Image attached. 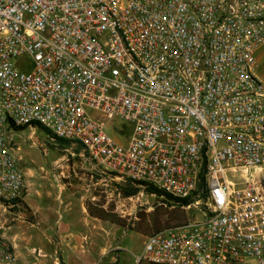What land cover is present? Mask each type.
I'll use <instances>...</instances> for the list:
<instances>
[{"label":"built area","instance_id":"built-area-1","mask_svg":"<svg viewBox=\"0 0 264 264\" xmlns=\"http://www.w3.org/2000/svg\"><path fill=\"white\" fill-rule=\"evenodd\" d=\"M263 44L264 0H0V213L25 187L14 127L37 125L96 171L203 201L135 264H264Z\"/></svg>","mask_w":264,"mask_h":264},{"label":"rangeland","instance_id":"rangeland-1","mask_svg":"<svg viewBox=\"0 0 264 264\" xmlns=\"http://www.w3.org/2000/svg\"><path fill=\"white\" fill-rule=\"evenodd\" d=\"M15 130L13 141L25 178L20 207H53L56 203L61 211L77 215L84 206V264H109L112 257L120 264H135L146 236L201 216L203 201L195 203L199 197L190 207L167 203L144 187L135 196L122 197L118 186L125 179L96 171L95 163L77 149L80 146L62 148L34 127ZM105 132L113 138L123 135L114 123ZM92 203L114 221L91 217L86 206Z\"/></svg>","mask_w":264,"mask_h":264},{"label":"crops","instance_id":"crops-1","mask_svg":"<svg viewBox=\"0 0 264 264\" xmlns=\"http://www.w3.org/2000/svg\"><path fill=\"white\" fill-rule=\"evenodd\" d=\"M257 59L264 82V44ZM55 206H16L0 213V236L12 248L15 264H84V206L77 215ZM116 260L109 264H120Z\"/></svg>","mask_w":264,"mask_h":264},{"label":"trees","instance_id":"trees-1","mask_svg":"<svg viewBox=\"0 0 264 264\" xmlns=\"http://www.w3.org/2000/svg\"><path fill=\"white\" fill-rule=\"evenodd\" d=\"M35 126L38 129L44 131L47 135H49L48 130L44 129L41 126H37V125H35ZM24 127H27V126H16L14 128L15 129H23ZM54 141L59 146H61L62 148H65L66 146H68L70 144L69 141H67L65 139H60V138L54 139ZM77 149L79 150V149H81V147H79ZM201 186H204L203 176L201 177V181H200V187ZM118 187H119L121 196L125 197V198L135 196L140 191L141 187H144V190L146 192H148L150 194H155L157 197H162V199L164 198V201H166L167 203L171 202V203H174L173 205H177L179 207H186L187 205L192 203L193 200L195 199V197H188V198H184V199H174L171 196L164 194L162 191L158 190L153 185L143 184L141 182H133L131 180H125V182L123 184L119 185ZM93 205H94V203L88 204L86 206L88 214L91 217L98 218V219H105V220L112 219L110 221H114L113 218L107 212H105L103 209H98V208L95 209V208H93L94 207ZM184 223H186V221H184L182 223H178V225H181ZM160 231H162V230H159L158 232H160Z\"/></svg>","mask_w":264,"mask_h":264}]
</instances>
